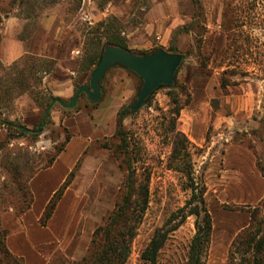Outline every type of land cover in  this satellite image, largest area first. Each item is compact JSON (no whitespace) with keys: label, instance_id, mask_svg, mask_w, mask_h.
I'll return each instance as SVG.
<instances>
[{"label":"rangeland","instance_id":"1","mask_svg":"<svg viewBox=\"0 0 264 264\" xmlns=\"http://www.w3.org/2000/svg\"><path fill=\"white\" fill-rule=\"evenodd\" d=\"M83 1L93 11L116 5L121 17L107 15L89 22L80 9ZM157 2H166L177 19L172 36L183 61L173 86L158 88L147 103L132 111L141 79L115 65L101 80L97 101L82 92L73 107L54 103L46 127L37 137L9 138L0 124V264H25L24 257L11 249L25 242V255L33 263L86 264L93 232L105 223L120 199L127 174L118 152L120 139L114 137L117 112L123 108L131 112L122 128L134 157L135 175L148 178V204L125 264H148L140 254L160 227L172 230L156 264L185 261L195 232V216L190 214L197 205L191 199L193 183L196 192L202 189L212 219L205 264H226L229 245L249 224L253 208L264 217V0H80L78 8L75 0H59L52 6L64 17V28L58 37L50 38L51 47L64 66L78 64L79 72L71 75L75 92L76 86L88 84L98 62L81 80L82 64L98 53V39L104 41L103 26L98 24L112 22L127 39L128 32L142 26L144 13ZM11 3L0 0V30L4 18L15 14L23 24L20 34L27 38L35 34L39 17L52 7L50 4L34 16ZM39 58L54 60L50 72H42L44 64ZM57 60L34 53L15 60L19 69L28 64L35 67L30 79L33 85L27 92L20 88L9 94L0 91L7 99L0 106V119L28 128L41 123L35 98L55 96L45 78L55 72ZM0 64L8 68L11 63ZM39 77L41 82L33 83ZM72 96L62 100L68 103ZM173 128L188 140L193 181L175 169ZM54 157L58 161L67 158L71 168L67 187L43 226L39 222L42 213L36 217L26 210L33 202L30 178L48 167Z\"/></svg>","mask_w":264,"mask_h":264},{"label":"trees","instance_id":"2","mask_svg":"<svg viewBox=\"0 0 264 264\" xmlns=\"http://www.w3.org/2000/svg\"><path fill=\"white\" fill-rule=\"evenodd\" d=\"M58 1L59 0H12L11 4H16L18 8L22 7L28 12V15L32 14L37 16L42 8L50 6V4L52 6L53 3ZM75 3V7L78 8L80 0H75ZM22 5H24V7ZM98 25L103 26L105 34L104 41L98 39V47H100L98 53L96 56L91 57L87 63L82 64L81 70H91L98 60L101 48L106 45L119 46L139 55L148 54L159 49V47H154L150 51H134L127 47L126 39L120 36V33L112 22L102 21ZM20 37L22 39L27 38L26 35L22 34H20ZM166 50L168 52L180 53L175 45L173 36ZM29 57L33 56L29 55ZM39 60L41 64H44L42 67L43 73H48L52 70L54 60L47 58H39ZM0 69L3 72V75L0 76V91L9 94L10 91L16 88H20L19 91L21 92H27L31 89L33 84H31L32 80L30 79L32 76L34 77L36 71L33 65L28 64L19 69L18 61H14L8 68L0 64ZM6 70L9 72H6ZM41 80L42 77H39L37 82L33 81V83H40ZM58 100L63 101L59 97L50 94L44 95L41 98H35L37 106L41 109L42 119L41 123L34 128H28L8 118H1L0 124L5 126L8 130L9 138H17L26 135L37 137L46 127L45 120L49 117L53 104L56 102L59 103ZM6 101L7 99L0 96V106L5 105L4 103H6ZM130 113L131 112H128L127 109L124 108L117 112L116 129L114 133V137L120 139L121 151L118 152L122 154L123 158L121 162L127 171L122 186V193L114 209L107 216L105 223L96 227L94 230L91 245L89 247V255L84 258L86 264H125L130 253L132 239L135 236L137 226L148 204V178L139 179L135 175V166L133 164L135 162L134 157L132 156V152L128 149V137L122 128L123 120ZM171 131L173 132L171 158L175 162V169L183 172L193 181L191 176L192 165L190 163V154L187 149L188 140L182 132L175 130V128L171 129ZM61 151L62 148L59 149V152ZM54 159L55 157L52 160ZM66 187L67 179L64 180L45 205L39 219L41 225L44 226L46 221L51 217ZM196 189L194 183L191 184V199H195L197 202V205L194 206L190 212V214L195 216V232L188 245L185 261L182 264H205L212 233V219L204 203L202 196L203 191L200 189L196 192ZM27 209H29V207H27L26 210ZM26 210H21V214L25 213ZM259 212L258 208H253V210L250 211L249 224L236 234L229 245L226 264H264V217L260 216ZM170 230L172 229L160 227L154 231L152 238L140 254L141 260L148 264L157 263L159 251ZM4 252L8 255L7 250Z\"/></svg>","mask_w":264,"mask_h":264},{"label":"crops","instance_id":"3","mask_svg":"<svg viewBox=\"0 0 264 264\" xmlns=\"http://www.w3.org/2000/svg\"><path fill=\"white\" fill-rule=\"evenodd\" d=\"M59 4L57 3L56 5ZM88 6L89 4L86 5L85 1H83L80 9L83 11L84 16L89 19V22L96 23L103 20L107 15H114L118 19L121 17L122 12L116 5H111L103 10L95 9V11H93L92 5ZM50 8L51 10H48L39 17L35 34L25 39L20 37L23 26L21 18L15 14L4 18L0 30V61L5 65H9L28 53L55 57L58 59L55 72L49 78H45V80H48L49 87L53 90L56 97L67 99L74 93L72 80H75V78L71 75L78 73L80 69L78 68V64L73 68L64 66L61 62V57H57L55 55L56 50L51 47L53 40L51 41L50 38L59 36L64 28V17L54 10V6ZM143 16L144 22L142 26L130 30L126 35L127 47L129 49H148L154 48L157 45V47L166 50L167 45L171 41L173 29L177 26V19L172 17V10L167 9L166 2H157L152 4ZM63 69H66L67 73H63ZM81 71V80H84L87 77L88 70ZM60 80H64L61 83L62 85L57 84ZM70 168L71 163L67 158L62 161L55 159L48 167L37 172L30 178L33 202L29 210L37 214L36 217H39L53 193L64 182ZM11 249L19 256L24 257L25 264H38L37 262L33 263L31 259L28 260L25 255L27 252L26 242L21 243V245H16ZM39 264L41 263L39 262Z\"/></svg>","mask_w":264,"mask_h":264},{"label":"water","instance_id":"4","mask_svg":"<svg viewBox=\"0 0 264 264\" xmlns=\"http://www.w3.org/2000/svg\"><path fill=\"white\" fill-rule=\"evenodd\" d=\"M183 61L182 53L168 52L159 48L154 52L139 55L115 45H106L92 70L88 84H82L75 90L70 102H58L64 107H73L78 95L84 92L91 101L100 98V83L106 71L115 66H122L141 79V87L136 100L131 105L132 111L138 110L158 88L174 83L178 68Z\"/></svg>","mask_w":264,"mask_h":264}]
</instances>
